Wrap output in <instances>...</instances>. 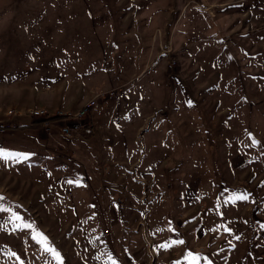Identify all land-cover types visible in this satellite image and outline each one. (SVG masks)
I'll use <instances>...</instances> for the list:
<instances>
[{
  "label": "rangeland",
  "instance_id": "1",
  "mask_svg": "<svg viewBox=\"0 0 264 264\" xmlns=\"http://www.w3.org/2000/svg\"><path fill=\"white\" fill-rule=\"evenodd\" d=\"M0 147V264H264V0H0Z\"/></svg>",
  "mask_w": 264,
  "mask_h": 264
},
{
  "label": "crops",
  "instance_id": "2",
  "mask_svg": "<svg viewBox=\"0 0 264 264\" xmlns=\"http://www.w3.org/2000/svg\"><path fill=\"white\" fill-rule=\"evenodd\" d=\"M89 97H91V96H89ZM104 97V96H103ZM103 97H100V98H98V100H97V103H96V109H98L97 107H100V106H102V104L104 103V99H103ZM87 98H85V99H83L81 102H80V104L78 105V107L77 108H79V106L82 104V102H84L85 100H86ZM96 109H95V107L94 108H92V110L90 111V112H88L82 119L80 118V120H74L73 122H74V124H76L77 122H80V123H85V124H87L88 122H89V125L91 126V130H92V135H91V137L93 136V135H95V131L97 130V131H99L98 129L100 128V126H99V124L97 123V121H96V118H95V115H96V113H95V115L93 114V112H96ZM148 116V115H147ZM147 116H146V118H147ZM145 118V117H144ZM144 121H145V119H143V121H141L139 124H138V126L135 128V134L136 135H138L137 134V132H139V135H140V132H142L143 130H145L144 128H142L143 126H144ZM140 125V126H139ZM142 128V129H141ZM16 129V128H15ZM29 129L30 128H22L21 130H22V132H29ZM24 130V131H23ZM37 130H38V132L40 133V130H39V128H37ZM4 131H6V129H4ZM4 131H2L3 133H6V132H4ZM22 132H14L15 134L14 135H10L9 134V136H7V134H6V136H3V138H2V143L1 144H3V143H6V142H12V143H14V142H20L21 140H23V141H25V142H27L26 140H24L25 138H26V135L25 134H23V136H18V134H21ZM52 132L54 133H59L60 134V132L58 131V130H56V129H53L52 130ZM101 131H99V133H100ZM148 132V131H147ZM146 131H145V134L147 133ZM52 133V134H53ZM50 133H48V134H45V136L43 137L42 135H41V137L40 136H38V138H37V141L40 143V144H42L43 146H46L48 143H49V141H50V138H49V135ZM61 135V134H60ZM77 135V134H76ZM25 137V138H24ZM77 137H79V138H81L79 135H77ZM90 137V138H91ZM89 138V139H90ZM93 138V137H92ZM91 138V139H92ZM81 139H84V138H81ZM89 139H84V140H89ZM142 176V175H141Z\"/></svg>",
  "mask_w": 264,
  "mask_h": 264
},
{
  "label": "built area",
  "instance_id": "3",
  "mask_svg": "<svg viewBox=\"0 0 264 264\" xmlns=\"http://www.w3.org/2000/svg\"><path fill=\"white\" fill-rule=\"evenodd\" d=\"M114 93V90H110L107 92V94L112 95ZM104 93H99V94H95L91 97H89L88 99H86L81 106L78 108V110L74 113H67L65 117H72V119H80V117L84 114H87L88 112H90L92 110V108L95 107L96 103H97V99L100 97H103ZM29 114H31L32 117H40V118H45L46 117V110L43 108H34V110H29ZM71 119V118H68ZM50 128V125L45 121L43 124H41V129L45 132H48ZM58 131L60 132V134L63 137H69L70 136V129L68 125H60L58 127ZM149 185V183H147L145 186H143L142 190H144V188H147ZM143 198V196L141 197V199ZM116 200H119L118 198ZM148 212V210H147ZM105 233H107V230H105Z\"/></svg>",
  "mask_w": 264,
  "mask_h": 264
},
{
  "label": "snow or ice",
  "instance_id": "4",
  "mask_svg": "<svg viewBox=\"0 0 264 264\" xmlns=\"http://www.w3.org/2000/svg\"><path fill=\"white\" fill-rule=\"evenodd\" d=\"M18 155H22V154H19V153H16V152H10V151H7V150L3 149L2 147H0V157L7 158L9 156H18ZM69 183H71V181H69ZM239 199H247V197H239ZM14 219H20V217L19 216H15ZM23 227L31 228L32 225L31 224H24ZM34 238H38L40 240V242L45 245V250L51 252L53 254V256L58 261H60L61 264H62V260H61V257L59 255V253L56 252L53 248H50V247L47 246V238L44 237L43 234L36 233L34 235ZM183 243L184 242L181 241V240H176V241H171L168 244L161 245V247H170L172 244H183ZM13 255H15V253H13ZM185 259H191V261H196V260L199 259V257L192 256V254L189 253L188 256L185 257ZM113 264H115V262H113ZM177 264H179V262H177Z\"/></svg>",
  "mask_w": 264,
  "mask_h": 264
},
{
  "label": "trees",
  "instance_id": "5",
  "mask_svg": "<svg viewBox=\"0 0 264 264\" xmlns=\"http://www.w3.org/2000/svg\"><path fill=\"white\" fill-rule=\"evenodd\" d=\"M60 117H50L47 119L48 122H52L54 120H60ZM42 122V119H35L34 122L29 123L27 125H21L19 127H13L14 128H38L40 123ZM70 127L73 128L75 131V134L79 135L81 138L89 139L92 135L91 126L89 124H81L76 123L74 125H71ZM9 129V128H8Z\"/></svg>",
  "mask_w": 264,
  "mask_h": 264
}]
</instances>
